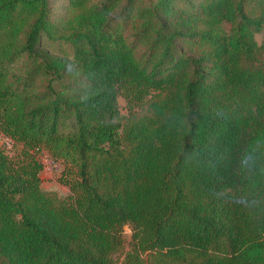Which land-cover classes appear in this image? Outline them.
<instances>
[{
    "label": "trees",
    "instance_id": "trees-1",
    "mask_svg": "<svg viewBox=\"0 0 264 264\" xmlns=\"http://www.w3.org/2000/svg\"><path fill=\"white\" fill-rule=\"evenodd\" d=\"M65 2L0 0V264H264V0Z\"/></svg>",
    "mask_w": 264,
    "mask_h": 264
},
{
    "label": "rangeland",
    "instance_id": "rangeland-1",
    "mask_svg": "<svg viewBox=\"0 0 264 264\" xmlns=\"http://www.w3.org/2000/svg\"><path fill=\"white\" fill-rule=\"evenodd\" d=\"M148 1H154V0H148ZM65 4H66L65 0H56V6L58 8L57 12L60 15L65 16L66 11L63 8V5L65 6ZM256 39L260 45L264 44V29L261 33L256 35ZM119 106L121 113L123 115H126L127 114L126 102L121 97H119ZM17 147L18 146H16L15 143L14 148L10 151V153L18 152L20 148ZM36 157L41 161L43 165L42 171L40 173L42 188L46 191L54 192L62 198L68 197L70 195V188L67 184H65V182L62 181V176L64 175L63 166L60 163L54 161L50 157V155L45 151L36 153ZM122 236L124 240V248L122 251L116 254L117 264H122L124 256L131 246L132 230L130 226L127 225L124 227Z\"/></svg>",
    "mask_w": 264,
    "mask_h": 264
},
{
    "label": "clouds",
    "instance_id": "clouds-1",
    "mask_svg": "<svg viewBox=\"0 0 264 264\" xmlns=\"http://www.w3.org/2000/svg\"><path fill=\"white\" fill-rule=\"evenodd\" d=\"M239 167L245 178H250L253 187L264 180V140L245 142L238 154Z\"/></svg>",
    "mask_w": 264,
    "mask_h": 264
},
{
    "label": "built area",
    "instance_id": "built-area-1",
    "mask_svg": "<svg viewBox=\"0 0 264 264\" xmlns=\"http://www.w3.org/2000/svg\"><path fill=\"white\" fill-rule=\"evenodd\" d=\"M14 144L15 141L0 130V146L10 152L14 148Z\"/></svg>",
    "mask_w": 264,
    "mask_h": 264
}]
</instances>
